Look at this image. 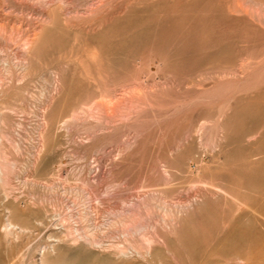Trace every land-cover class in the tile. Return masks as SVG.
Wrapping results in <instances>:
<instances>
[{
  "label": "rangeland",
  "instance_id": "1",
  "mask_svg": "<svg viewBox=\"0 0 264 264\" xmlns=\"http://www.w3.org/2000/svg\"><path fill=\"white\" fill-rule=\"evenodd\" d=\"M48 263L264 264V0H0V264Z\"/></svg>",
  "mask_w": 264,
  "mask_h": 264
},
{
  "label": "bare ground",
  "instance_id": "2",
  "mask_svg": "<svg viewBox=\"0 0 264 264\" xmlns=\"http://www.w3.org/2000/svg\"><path fill=\"white\" fill-rule=\"evenodd\" d=\"M59 250V249H58ZM47 256V255H46ZM54 262V261H53ZM49 264V263H48ZM50 264H55V263H50ZM63 264H66V263H63Z\"/></svg>",
  "mask_w": 264,
  "mask_h": 264
}]
</instances>
